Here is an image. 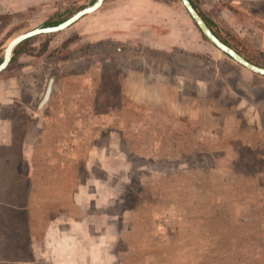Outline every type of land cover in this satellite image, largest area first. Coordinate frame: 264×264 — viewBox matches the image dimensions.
Here are the masks:
<instances>
[{"label": "rangeland", "instance_id": "1", "mask_svg": "<svg viewBox=\"0 0 264 264\" xmlns=\"http://www.w3.org/2000/svg\"><path fill=\"white\" fill-rule=\"evenodd\" d=\"M96 1L0 0V62ZM191 1L264 68L261 4ZM179 13L193 22L179 0H105L19 47L0 74V264H264V77L197 27L184 45Z\"/></svg>", "mask_w": 264, "mask_h": 264}, {"label": "water", "instance_id": "2", "mask_svg": "<svg viewBox=\"0 0 264 264\" xmlns=\"http://www.w3.org/2000/svg\"><path fill=\"white\" fill-rule=\"evenodd\" d=\"M179 1L181 2L185 10L187 11L188 15L190 16V18L192 19V21L194 22L198 30L201 32L203 37L208 42H210L215 48H217L223 54L227 55L229 58H231L233 61H235L236 63H238L245 69L264 77V68L251 63L245 57H243L241 54H239L237 51L231 48L229 45L225 44L208 26L206 21L203 19L200 13L196 10V8L193 6L190 0H179ZM104 2L105 0H97L92 6L81 10L80 12L75 14L73 17H71L67 21L55 27L35 29V30L22 34L16 37L15 39H13L5 50L2 63L0 64V74L3 73L9 67V65L11 64L12 58L14 56L15 50L18 47H20L22 44H24L28 40L34 37H37V36L55 34V33L68 29L69 27L77 23L82 18L98 11L102 7ZM50 92H51V86L48 89L45 101L48 99Z\"/></svg>", "mask_w": 264, "mask_h": 264}, {"label": "crops", "instance_id": "3", "mask_svg": "<svg viewBox=\"0 0 264 264\" xmlns=\"http://www.w3.org/2000/svg\"><path fill=\"white\" fill-rule=\"evenodd\" d=\"M131 1V3L134 1V0H130ZM136 1H139V0H136ZM244 1H248V2H250V4H252V5H255L256 6V8H254L251 12H260V4L263 6L262 8H263V10H264V0H244ZM240 3V2H239ZM254 6V7H255ZM125 7L126 8H129L127 5H125ZM131 8V7H130ZM130 15V18H126L127 20L129 19H131L132 17H131V14H129ZM178 16H179V19H182V21L184 22V24H185V26H186V32H185V34L187 35V38H186V40L183 42L184 43V45H186V43H188L189 42V38H190V35H191V46H189V47H195V45H196V42H198L199 41V38H197V28H196V26H195V24L193 23V22H191L190 20H188V17H185L184 16V14H182V13H179L178 14ZM183 32H184V30H183ZM177 35H178V33H177Z\"/></svg>", "mask_w": 264, "mask_h": 264}, {"label": "trees", "instance_id": "4", "mask_svg": "<svg viewBox=\"0 0 264 264\" xmlns=\"http://www.w3.org/2000/svg\"><path fill=\"white\" fill-rule=\"evenodd\" d=\"M190 2L193 4V6L195 7V5H194V3L190 0ZM196 8V7H195ZM197 10V9H196ZM202 16V15H201ZM204 19V18H203ZM205 20V19H204ZM206 21V23L208 24V26L210 27L211 26V23L210 22H208L207 20H205ZM211 28V27H210ZM224 42V41H223ZM225 44H227L226 42H224ZM228 45V44H227ZM19 49V47L15 50V52H14V57L18 54V50ZM12 62V61H11ZM2 63V61L0 62V64Z\"/></svg>", "mask_w": 264, "mask_h": 264}, {"label": "flooded vegetation", "instance_id": "5", "mask_svg": "<svg viewBox=\"0 0 264 264\" xmlns=\"http://www.w3.org/2000/svg\"><path fill=\"white\" fill-rule=\"evenodd\" d=\"M201 15V14H200Z\"/></svg>", "mask_w": 264, "mask_h": 264}]
</instances>
